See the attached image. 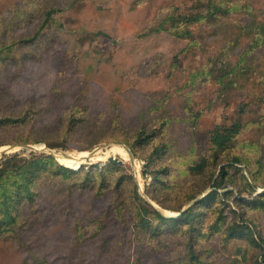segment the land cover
Wrapping results in <instances>:
<instances>
[{"label":"rangeland","instance_id":"rangeland-1","mask_svg":"<svg viewBox=\"0 0 264 264\" xmlns=\"http://www.w3.org/2000/svg\"><path fill=\"white\" fill-rule=\"evenodd\" d=\"M211 1L224 9L215 24L186 23L207 15ZM53 8L60 11L33 41ZM176 27L194 33L195 51L169 30ZM3 43L14 47L0 61V159L14 147L7 155H51L80 169L63 164L66 153L103 173L116 157L128 178L118 187L107 173L101 188L91 175L81 188L48 172L20 230L0 239V264H190L188 235L139 231L143 208L169 216L193 207L234 156L239 184L257 190L244 197L264 193V0H0ZM234 122L241 133L215 161L211 131ZM142 130L157 136L137 146ZM161 143L166 156L152 157ZM117 147L132 148L134 164ZM158 166L166 172L155 174ZM213 206L194 207L205 233L199 264H254L247 239L229 241L211 227L221 211L229 223L247 209L232 199ZM248 215L264 236V210Z\"/></svg>","mask_w":264,"mask_h":264},{"label":"trees","instance_id":"trees-1","mask_svg":"<svg viewBox=\"0 0 264 264\" xmlns=\"http://www.w3.org/2000/svg\"><path fill=\"white\" fill-rule=\"evenodd\" d=\"M209 13L204 15L200 13L196 17L194 16H186V23H200L202 21H208V23L215 24L216 23V15L219 12H223L222 3L216 4L214 1L208 4ZM233 9L235 7L233 6ZM228 10V9H226ZM58 9H51L46 12L45 19L41 25V28L36 33V35L32 38L34 41L41 31L45 29L47 25L52 23L54 19V14L57 13ZM175 19V18H173ZM176 22V21H174ZM174 29H169L174 32V34L179 38L184 40H190L189 45L186 48V51H195L197 49L198 44L193 36L192 31H184V29H180L176 27ZM29 42V40L27 41ZM14 47V44L11 43L9 45L2 44L0 48V61L6 60L4 57L5 53L10 52ZM209 74H213V71H208ZM217 77V80L220 82L222 77ZM11 120H8L10 122ZM242 126L238 122H234L229 126H216L210 134V143L212 145L214 160H218L220 154L230 148L236 138L241 133ZM157 133L153 131L151 133H145V131H141V133L137 136L136 144L137 146L146 145L151 140L156 138ZM169 146L166 143L157 144L154 147L152 152V157H163L166 156L168 152ZM131 152L134 153L131 148ZM135 154V153H134ZM155 165H157L160 159H154ZM241 158L238 156H234L232 158V162L230 165L222 166L219 175L216 178V181L213 183V191L206 195L204 198L196 199V202L193 204V207L187 208V210L180 217H168L159 212L158 210L151 208H143L148 214V219L145 213L141 214V221H135L136 226L139 231L146 234L148 237L152 236L155 238H159L168 234V236H178L188 235L189 243L187 244V251L189 255L190 264H199L201 263V258L198 255L195 245L197 241L202 237L203 234L200 230V215L193 213L195 211L194 207L200 208L204 206L206 209L210 207H214V203L226 204L230 202L232 199L234 203L241 206L242 208L247 209L239 214L237 218L235 217L231 222L227 223L226 215H224V210L220 212L218 218L215 223L211 225L214 227L215 231L220 230L224 232L225 237L230 240L237 239H247L249 241V245L253 246L257 251V259L254 264H264V236L257 229H253V220L249 217L248 212L252 210L263 209L264 210V193L258 194L253 199H246L244 197L245 194H253L256 193L254 186L251 184L241 185L237 179V174L239 171V167L236 164H240ZM207 161L203 160L202 163L197 165L195 168L202 170ZM111 164L106 167L103 173H98L94 169L92 171H85V168L82 165L78 170H72L64 167L55 161L54 157L51 155L47 156H38L32 157L31 159H25L20 157L19 154L15 155H7L5 154L0 159V239L5 235H9L14 233L17 234L18 230H20V225L23 217V208L29 207L32 209L36 204V197L39 196V184L43 177L49 172L57 177H60L63 182L70 180H78L79 187L86 188L89 183L93 182L95 179H91L90 176L101 177L102 183L101 188L107 187V173H114L115 185L121 187L124 180L128 177L123 175V170L120 168L118 163L110 162ZM217 164V162H216ZM157 171H154L155 174L164 173L166 169H162L161 166L157 167ZM106 184V185H105ZM227 185L231 187L237 188L238 197L234 198V194L232 190H227ZM72 185L69 186L71 188ZM109 188V186H108ZM264 188V186H263ZM219 190H225L220 193ZM221 197V198H220ZM193 198H191L192 200ZM224 199V200H223ZM195 201V200H194ZM180 213L181 211L178 210ZM203 216V215H202ZM148 220V221H146ZM152 221V222H151ZM210 227V228H211ZM185 230V231H183ZM185 232V233H184ZM183 236V235H182ZM240 252V251H239Z\"/></svg>","mask_w":264,"mask_h":264},{"label":"water","instance_id":"water-1","mask_svg":"<svg viewBox=\"0 0 264 264\" xmlns=\"http://www.w3.org/2000/svg\"><path fill=\"white\" fill-rule=\"evenodd\" d=\"M25 147H26L27 149H30V150L34 149V147L31 146V145H27V146H25ZM13 149H14V147L6 148V149H4L3 151H1V154H2V155H4V154H8V153H9L11 150H13ZM125 149L127 150L128 154H129V157H130L131 163L134 164V158H133V155H132V153H131V150H130L128 147H126ZM63 156L66 157V158H69V155L66 154V153H63ZM107 160H108L109 162H114V163H118V164H122V163H123L122 160H120V159H116V157H109ZM195 202H196V200L193 201V202H191V204H194ZM191 204H190V205H191ZM190 205H189V206H190ZM187 208H188V207H186L185 209H183L180 213H177L176 215H169L168 217H180V216H181V215L187 210Z\"/></svg>","mask_w":264,"mask_h":264},{"label":"bare ground","instance_id":"bare-ground-1","mask_svg":"<svg viewBox=\"0 0 264 264\" xmlns=\"http://www.w3.org/2000/svg\"><path fill=\"white\" fill-rule=\"evenodd\" d=\"M117 149V153L121 156V157H123V158H128V152H126V151H124V150H122V149H120V148H116ZM88 156V155H87ZM65 159L64 160H62V162H63V164L65 165V166H67L68 165V167H74V168H79V167H81V163H82V161H80V160H74V159H69V158H66V157H64ZM92 158V157H91ZM85 163V162H84Z\"/></svg>","mask_w":264,"mask_h":264}]
</instances>
